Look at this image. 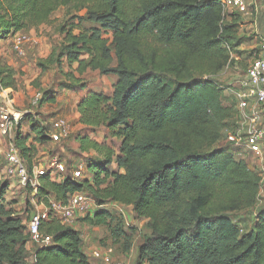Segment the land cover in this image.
<instances>
[{"label":"trees","instance_id":"obj_1","mask_svg":"<svg viewBox=\"0 0 264 264\" xmlns=\"http://www.w3.org/2000/svg\"><path fill=\"white\" fill-rule=\"evenodd\" d=\"M222 1L0 0V40L48 24L64 7L78 22L65 31L64 45L47 65L65 60L77 64L79 74L90 69L117 77L111 95L90 90L77 103L78 122L104 127L118 140L117 149L84 136L80 146L102 157L88 165L93 181L66 175L56 182L43 174L36 196L49 205V198L66 202L86 190L97 206H131L148 220L137 264H264V211L245 232L228 215L256 204L261 176L229 146H214L237 114L233 99L223 103L224 87L216 80L234 62L237 46ZM84 20L99 26H83ZM14 75L0 64L3 88L15 89ZM68 77L78 82L72 72ZM49 94L43 92L39 104L55 102ZM30 122L35 142L50 139L47 125ZM20 128L18 123L13 142L31 167L36 148ZM113 163L116 169L109 168ZM7 188L0 184V264H90L80 232L50 216L40 232L51 240L36 246L28 263L29 234L21 220L7 215ZM106 216L99 207L83 219L103 225Z\"/></svg>","mask_w":264,"mask_h":264},{"label":"rangeland","instance_id":"obj_2","mask_svg":"<svg viewBox=\"0 0 264 264\" xmlns=\"http://www.w3.org/2000/svg\"><path fill=\"white\" fill-rule=\"evenodd\" d=\"M84 12L82 10L78 14L82 15ZM74 14L75 12L68 13L64 7H59L48 24H41L35 29L23 31L22 33L26 34L28 40L23 43L22 52L16 51V53L12 50V40H0V64L6 63L14 71L16 86L11 96L14 98L13 109L21 113L19 124L22 130L29 134L30 120H34L39 124L47 123L49 129H51V125L58 117H64L70 124V133L59 140V142L47 144L48 147L44 153L46 155L56 154L65 162L68 171L82 164L81 177L77 178V180L81 181L87 178L92 182L93 172L89 170L88 165L90 163L96 164L95 161L101 162L102 157H99L93 149L80 146V142L84 136L93 138V140H101L102 134L106 130L102 127L97 130L84 126L75 127L72 116L74 99L80 96L79 92H82L81 88L84 85V88L94 86L104 92H110L113 83L112 79L115 76L101 74L97 71H88L84 75H80L78 82L75 83L68 77L69 72L64 66L65 63L62 62L63 60L60 61V65H47L45 60L49 58L52 52L57 55L64 45L65 31L78 22V18H73ZM226 17V22L233 21L234 23L233 28L235 29V43L237 46L232 53L234 62L228 65L227 68L225 67L216 76L217 82L223 87H226L228 83L242 75L246 65L259 51V46L264 40V0H250L248 12L245 14H239L234 9L228 8L226 9ZM81 24L86 27L99 26V24L90 23L87 20H84ZM74 33L77 32L74 31ZM104 36L110 38L111 33H104ZM31 38L36 40L29 42ZM28 42L29 44H26ZM24 45L27 48L25 53L23 51L25 49ZM32 48L33 51L31 52ZM25 58H29L27 64L24 62V60H27ZM43 92H48V94L50 92L48 96L54 95L56 98L55 102L45 101L39 104V99L42 97ZM231 99L232 95L225 90L223 103L228 104ZM21 128L20 131H22ZM30 135L29 138L31 140L33 134L30 133ZM105 137L108 139L107 143L112 144L117 149L118 140L108 135H105ZM10 141L11 139L7 136L0 135V184L6 183L8 185L2 202L8 217L14 221L21 220V223L26 227L25 232L29 234L27 224L36 207L33 205L34 202L31 200L32 195L28 187L23 186L16 177L10 178L5 174V169L8 165L5 159V152L9 148ZM28 143L34 145L31 141ZM214 146L227 148L229 145L226 144L225 137H223ZM43 150L35 154L36 156L33 158L35 164L45 162ZM245 160L248 166L261 176V184L257 195L258 199L254 206L228 213L230 218L244 232L249 231L254 226L258 219V213L264 211V160H254L250 154L245 156ZM109 168L116 169L117 165L113 163ZM120 171L122 172V170ZM82 192L93 200L86 190ZM90 203L89 211L75 218L73 224V227L81 234L82 249L89 256L90 264H104L100 258L91 256L93 250H99L103 254L107 253L114 262L137 264V251L139 245L143 242V235L148 231V220L137 217L131 206L108 202L100 208L107 210V224L92 225L83 219L86 215H92L97 209L96 203ZM26 244L28 249L26 260L28 263H32L34 250L39 244L32 241L29 235Z\"/></svg>","mask_w":264,"mask_h":264},{"label":"built area","instance_id":"obj_3","mask_svg":"<svg viewBox=\"0 0 264 264\" xmlns=\"http://www.w3.org/2000/svg\"><path fill=\"white\" fill-rule=\"evenodd\" d=\"M248 4V0L222 1L223 7L234 9L241 14L248 12ZM10 36L12 37L13 50L22 52V45L28 40L26 34L18 31ZM227 66L225 67L227 68ZM225 90L232 95L237 112L234 125L227 131L226 144L229 145L233 153L242 158L250 154L254 160L260 159V161H263L264 40L259 46L257 55L246 65L244 73L228 83L224 87ZM13 104L14 98L11 96V91L3 88L0 81V133L11 139L9 148L5 152V159L8 164L5 174L10 178L16 177L23 186L30 188L31 200L34 202L33 205L36 209L30 216L27 230L32 241L39 245L48 244L51 240L50 236L40 232V223L43 219L50 216L65 225L73 226L75 218L87 213L91 207L90 202L95 204V201L88 198L82 191L69 195L66 202H58L53 198H49V205H46L44 202L37 200L36 193L40 185V175L47 174L51 180L56 182H60L66 175H70L71 179L77 180L81 177L82 164L68 171L65 162L56 154H47L43 157L45 159L44 163H32L30 167L20 155L14 142H12L13 132L21 116L19 111L13 109ZM51 129V132H48V138L51 142L56 143L68 135L70 124L65 118L58 117L52 124ZM102 206H97V208ZM91 256L100 258L104 264H123L112 261L107 253L103 254L99 250H93Z\"/></svg>","mask_w":264,"mask_h":264},{"label":"crops","instance_id":"obj_4","mask_svg":"<svg viewBox=\"0 0 264 264\" xmlns=\"http://www.w3.org/2000/svg\"><path fill=\"white\" fill-rule=\"evenodd\" d=\"M249 1L250 0H248V3H249ZM30 32V31H29ZM6 40H8L9 39V41H11L12 40V37L11 36H9V37H7V38H5ZM2 40V39H1ZM36 40V39H35ZM34 39H30V41L29 42H34L35 41ZM29 42L28 43H26V44H29ZM25 46V45H24ZM29 48H30V46H28ZM13 50V49H12ZM14 51V50H13ZM24 51V53H25V51H27V48H26V46H25V49L23 50ZM33 51V48L31 49V52ZM14 52H16V51H14ZM17 53V52H16ZM27 53V52H26ZM25 59H27V60H24V62H25V64H27L28 63V59L29 58H25ZM31 61H34V60H31ZM63 63H65V65L64 66H66V70L70 73V72H72V74H74V76L78 79L79 77H81L80 75H84V73H86V72H88V71H96V70H90V69H87L86 71H84L83 73H81V74H79V73H77V72H75V68L77 67V64H72V65H69L65 60H63L62 61ZM10 63H12V62H10ZM25 64H24V66H25ZM10 65V64H9ZM14 65V64H13ZM22 65H23V63H22ZM57 65H60V64H57ZM26 67H27V65H26ZM21 70H23V68H21ZM64 72H66V71H64ZM98 72V71H97ZM106 75H113V74H106ZM115 76V75H114ZM116 79H117V77L115 76V77H113V79H112V81H113V83H112V87H113V85H114V83L116 82ZM85 87V85L81 88L82 89V92H79V97H77L76 99H74L75 100V102H74V110H73V113H72V116H73V120H74V122H75V127H82L83 125L80 123V122H78V120H79V116H78V112H77V103H78V101H79V99L86 93V92H88V91H90V90H92V91H95V92H98V93H100V92H102V93H104V94H106V95H111V92H112V88H111V91L110 92H104L103 90H101V89H97V88H95L94 86H88L87 88H84ZM84 88V89H83ZM7 90H10L11 91V95H12V93L14 92L11 88H7ZM54 96V95H53ZM55 100H56V98H55ZM63 113V112H62ZM63 114H65V113H63ZM64 118V117H63ZM30 122V121H29ZM44 123V122H43ZM42 123V124H43ZM30 124H31V122H30ZM45 125H47V123L45 124ZM48 126V125H47ZM48 129H47V131L48 132H51V130L52 129H49V126L47 127ZM51 128H52V125H51ZM102 128H104V127H102ZM105 129V128H104ZM21 130H22V128H21ZM97 130V129H96ZM106 130V129H105ZM30 133V132H29ZM70 133V129H69V132H68V134ZM107 133V134H106ZM22 134H27V132L26 131H24V130H22ZM104 134V135H103ZM102 134V138H101V140H98V139H95V141H97L98 143H101V142H108V139L105 137V135H108L109 136V134H108V132H107V130L104 132ZM1 135V134H0ZM112 138V137H111ZM93 139V138H92ZM31 141V143H33L34 145H35V148H36V154H37V152L38 151H42L43 149V155L45 156L46 155V153H44V152H46L45 150L47 149V144H52L51 143V140L50 139H48V141H46V142H43V143H40V142H35V141H33V138L31 137V140H29L28 142H30ZM29 144V143H28ZM42 149V150H41ZM94 151V150H93ZM95 152V151H94ZM36 156V155H35ZM43 156V157H44ZM35 158V157H34ZM35 162V161H34ZM33 162V163H34ZM117 204H119V203H117ZM85 253V252H84ZM86 254V253H85ZM87 255V254H86ZM88 258H89V256H88ZM90 263V262H89Z\"/></svg>","mask_w":264,"mask_h":264}]
</instances>
